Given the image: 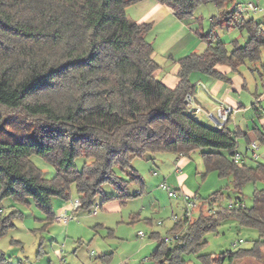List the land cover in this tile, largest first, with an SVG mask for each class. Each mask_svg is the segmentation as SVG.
I'll list each match as a JSON object with an SVG mask.
<instances>
[{"label":"trees","instance_id":"16d2710c","mask_svg":"<svg viewBox=\"0 0 264 264\" xmlns=\"http://www.w3.org/2000/svg\"><path fill=\"white\" fill-rule=\"evenodd\" d=\"M138 1L0 0V132L13 115H20L28 128L0 136V199L11 196L26 202L30 197L49 221L56 216L52 199L68 201L72 187L80 201L76 210H89L97 195L102 196L100 206L113 200L122 204L130 196L128 185L141 180L132 166L135 157L153 159L160 152L189 157L195 150L206 172L231 177L237 202L243 201L239 195L246 182L264 185V162L234 161L239 132L228 127L229 117L213 127L186 102V95L195 91L192 71L228 81L217 65L237 71L246 62H261L262 23L237 19L228 8L231 0H155L181 19L201 3L210 2L217 10L206 32L194 28L206 47L178 60V82L168 87L155 75L158 64L146 38L151 25L126 15V7ZM222 22L244 30V43L233 41L228 47L221 41L215 29ZM253 131L264 141L261 128ZM33 156L50 164L54 175L46 178ZM79 156L84 161L78 169ZM125 170L128 178L118 173ZM104 184L112 185L115 194L107 195ZM230 217L255 228L258 238L250 248L229 252L228 264L238 256L259 254L264 244V186L254 188L250 206L213 214L200 211L192 220H177L169 241L157 234L154 264H185L183 254L196 252L205 243L204 233ZM225 256L202 255V264H223ZM0 264H6L3 253Z\"/></svg>","mask_w":264,"mask_h":264},{"label":"rangeland","instance_id":"374dc122","mask_svg":"<svg viewBox=\"0 0 264 264\" xmlns=\"http://www.w3.org/2000/svg\"><path fill=\"white\" fill-rule=\"evenodd\" d=\"M129 6L125 11L131 20L132 12L141 9L136 3ZM211 6L213 5L210 2L201 3L193 11L198 15L203 12L205 31L210 27L207 12L211 11ZM215 32L228 47H231L233 41L243 44L246 35L244 30L235 27H217ZM256 66L264 78V50L261 62ZM256 78L260 81L258 73ZM258 84L260 91L261 83ZM199 119L208 123L204 116H199ZM228 127L235 130L234 122L230 121ZM20 131L26 132L28 128L23 124L20 115H13L11 123L0 132V136L7 137L9 133ZM237 139V150L244 152L247 144L245 136L239 134ZM255 141L258 149H264V141L257 137ZM199 152L192 151L189 154V167L180 169L187 175L185 183L191 192L183 193L179 189L175 175H172L169 181L161 178V175L166 176L168 170L174 171L172 164L167 165L163 158L161 162L159 157L157 161L147 157H135L132 166L141 180L128 185L127 192L130 196L124 203L113 200L99 207L102 196L97 195L89 210L69 211L68 214L73 217L65 224L57 220H47L44 212L30 197H27L26 202L16 201L11 196L1 198L0 253L4 254L6 264H154L151 254L157 243L156 235L173 238L170 231L177 220L184 219L186 209L190 211L189 220H192L200 211L207 214L222 211L230 200L233 201L238 195L232 189L231 177H220L213 170L205 171ZM159 154L166 155L170 152ZM32 160L46 178L54 175L53 167L43 159L33 156ZM83 161V156L76 158L78 169ZM256 161L262 162L264 158ZM153 171H162L163 174L159 175L160 178L155 177ZM128 172L118 171L124 178H128ZM263 186L259 181L246 182L239 195L243 199V205L250 206L254 188ZM103 188L107 195L115 194L112 185L104 184ZM169 190L175 191L177 196H169ZM137 191L139 194H135ZM215 193L217 197L213 199ZM183 194L188 196L189 202L194 203L193 206L187 208ZM75 198V190L72 187L68 201L52 199L53 211L59 215L60 207ZM106 204L109 207L118 204V208L109 209L105 207ZM184 230L182 228L176 235ZM139 231L143 234L139 235ZM257 238L258 232L255 228L241 225L235 218L230 217L221 221L215 230L204 233L205 243L196 252L183 254L182 258L185 264H202V255L219 256L224 252L226 256L221 262L228 264L229 252L250 248ZM258 253L256 256L235 257L230 264H264V244L259 247Z\"/></svg>","mask_w":264,"mask_h":264},{"label":"crops","instance_id":"0c3cea01","mask_svg":"<svg viewBox=\"0 0 264 264\" xmlns=\"http://www.w3.org/2000/svg\"><path fill=\"white\" fill-rule=\"evenodd\" d=\"M249 4L254 7L251 8ZM136 5H140L141 10L132 12L131 20L138 23L146 22L151 25L146 38L152 43L153 58L158 64L155 75L166 86L175 87L178 82V60L190 52L200 53L207 45L206 40L200 38L194 31V28L199 26L200 31L206 32L203 28V12L200 13L201 15L193 13L190 17L181 19L169 7L155 0H141L136 2ZM228 8L236 13L237 19L253 18L264 26V0H231ZM210 9L211 11L207 12L209 24L211 17L217 12L214 5ZM218 27L228 29L225 22H222ZM245 40L246 35L244 36ZM256 67V65L246 62L237 71H233L226 65H217V70L225 75L228 81L200 71H192L189 75L195 89L191 94L192 103L198 105L208 114V116L199 115L208 120L207 124L216 127L219 124L218 109L222 106L231 108L229 122H234L235 130L239 134H243L247 141L244 152L237 149L236 151L241 154V160L250 164H253L257 159L264 158L263 148L258 149L257 144L255 149L251 147V143L255 141L256 137L258 138L253 128L258 126L264 131V109L262 108L264 103V78L261 76L262 73L255 69ZM257 73L260 76V81L256 78ZM258 82L261 83L260 91ZM157 154L160 156H155ZM157 154L153 156V160L156 159L157 161V157H159L162 162L163 158L167 165L172 164L174 171L168 170L166 176L161 175L163 174L162 171H159V173L153 171V175L155 177L161 175L164 181H169L172 175H175L174 178L179 189L183 193L185 191L191 192V189L185 183L187 178L185 171H180L181 168L189 167V157L171 152L166 155ZM230 202H237V200L235 198ZM118 203L120 202L118 201ZM100 204L99 207H101ZM105 207L117 209L118 204H113L110 207L106 204ZM60 208V213L63 210H67V212L72 210L70 202ZM56 216L58 215L56 214ZM55 218L54 220H56Z\"/></svg>","mask_w":264,"mask_h":264},{"label":"built area","instance_id":"2783aa9c","mask_svg":"<svg viewBox=\"0 0 264 264\" xmlns=\"http://www.w3.org/2000/svg\"><path fill=\"white\" fill-rule=\"evenodd\" d=\"M249 6H250L251 8L254 7L252 4H249ZM186 102H187V105H188V107L190 108V110L195 114V116L199 117V115H201V114H203V115H207V116H208V114H207L204 110H202L198 105L192 103V97H191L190 94H187V95H186ZM231 111H232V110H231L230 107H225V106H222V107H220V108L218 109L219 124H217L216 127H220V126L226 121V119H227V118L229 117V115L231 114ZM251 147H252L253 149H255V148H256V143H255V142H252V143H251ZM233 159H234L235 162H239V161L241 160V154L238 153V152L235 153L234 156H233ZM168 195H169V196H177V193H176L175 191H171V190H169V191H168ZM183 196H184V200H186L187 208H188L189 206H193V205H194V203L188 201V198H187L188 196H186V194H183ZM70 205H71V207H72V210L75 211V210L80 206V201H79L77 198L72 199V200H70ZM239 206L242 207L243 204H242V203H239V202H230V203L227 204L226 209H227V210H232L233 208H237V207H239ZM213 212H214V211H213ZM72 217H73V216H72L71 214H68L67 210H63L58 216H56L55 219H56L58 222L65 224V223H67ZM188 217H190V211H189L188 209H186V211H185V215H184V218H188ZM174 219H176V218H174ZM138 234L141 235L142 232L139 231ZM164 239H165L166 241H169V240L172 239V238H170V237H165Z\"/></svg>","mask_w":264,"mask_h":264}]
</instances>
